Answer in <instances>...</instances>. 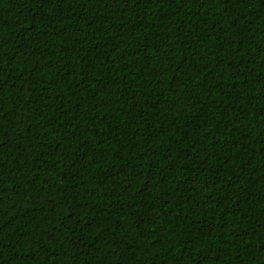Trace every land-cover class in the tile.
I'll return each mask as SVG.
<instances>
[{
  "label": "trees",
  "instance_id": "trees-1",
  "mask_svg": "<svg viewBox=\"0 0 264 264\" xmlns=\"http://www.w3.org/2000/svg\"><path fill=\"white\" fill-rule=\"evenodd\" d=\"M0 264H264V0H0Z\"/></svg>",
  "mask_w": 264,
  "mask_h": 264
}]
</instances>
